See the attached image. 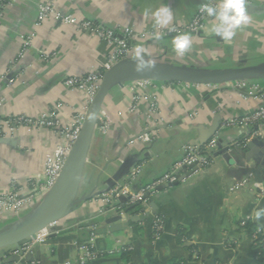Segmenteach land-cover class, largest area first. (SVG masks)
Masks as SVG:
<instances>
[{
	"label": "crops",
	"instance_id": "obj_1",
	"mask_svg": "<svg viewBox=\"0 0 264 264\" xmlns=\"http://www.w3.org/2000/svg\"><path fill=\"white\" fill-rule=\"evenodd\" d=\"M47 1L20 0L3 9L0 119L17 115L36 118L55 111L62 126L70 128L85 108V94L63 80L87 75L103 65L110 47L100 37L88 35L55 15L38 24L39 5ZM53 1L62 14L116 29L132 27L141 33L157 26L152 13L160 8L171 10L173 19L168 25L179 24L189 21L209 0ZM246 7L250 23L237 29L231 40L215 35L212 29L218 21L210 17L203 32L186 33L192 43L184 55H177L173 48L177 35L157 39L148 33L131 38L129 62H135V51L140 47L144 58L154 64L211 71L219 76L205 83L152 79L142 89L136 79L115 82L97 117L76 200L52 225L58 231L36 244L24 258L0 252V264H125L119 257L122 252L129 253L133 264L152 257L163 262L184 258L188 264L252 263L256 250L242 223L251 219L264 227V217L255 219V212L264 209V192L256 187H264V120L247 128L230 125V120L264 104V97L249 93L253 86L264 91V0H246ZM26 35H32L27 47L22 39ZM41 51L49 58L44 59ZM243 80L246 86L239 85ZM137 93L143 98L136 105ZM153 103L157 106L154 112ZM105 121L110 123L107 132L102 129ZM145 131L154 133L151 141L129 142ZM213 138L230 149L213 155L207 168L179 184L157 188L141 204L127 205V218L116 220L117 199L110 196L107 201L105 193L126 183L132 192L138 191L143 184L173 170L185 154V145L204 144ZM62 140L51 127L28 126L0 138V191L13 184L27 190L28 177L43 172L47 154ZM126 161L132 164L130 171L115 182L114 175ZM136 166L141 168L139 178L130 180ZM186 173L187 169H182L181 175ZM61 196L57 189L24 212L29 215L35 209H48ZM157 218L164 221L159 236L153 230ZM14 222L12 215L2 219L0 234ZM91 238L105 251L93 260L82 249ZM124 246L130 249L124 250Z\"/></svg>",
	"mask_w": 264,
	"mask_h": 264
},
{
	"label": "built area",
	"instance_id": "obj_2",
	"mask_svg": "<svg viewBox=\"0 0 264 264\" xmlns=\"http://www.w3.org/2000/svg\"><path fill=\"white\" fill-rule=\"evenodd\" d=\"M20 0H0V26L1 18L3 14V9L7 5L14 4ZM207 4L211 7L218 8L220 5V0H209L202 5ZM55 15L62 21L68 24H73L80 31L92 36H98L103 41H105L110 50L108 52L107 60L103 65H100L96 69L90 71L87 75L83 76H66L64 78V83L68 87H76L85 94V108L78 115L75 116L74 122L70 128L62 126L59 118L57 117L55 111L44 114L40 117L32 118L26 115L12 116L7 119H0V137H4L10 133H13L16 129L21 126L28 127H51L56 132H58L63 140L57 145L54 151L48 153L45 161L43 172L31 175L27 179V190H23L18 184H13L10 189L0 191V221L4 219L7 215L20 214L25 209L34 207L47 193H49L61 179L63 172L67 166L72 148L79 137L81 132L86 112L93 101L96 93L98 92L103 75L106 70L115 66L122 60L126 59L131 54V38L134 35H140L141 37L150 34L152 37H157V35H180L185 33L199 34L206 29V23L210 18L206 13L201 11V5L196 10L193 17L184 23L171 24V25H158L155 26L149 32L137 33L132 27H122V28H111L101 23L95 22L88 19H78L73 14H62L60 13L53 0L41 3L39 5L38 13V24L41 23L45 18ZM24 46L27 47L31 40L32 35L23 36ZM41 55L44 59H48L49 55L44 51H41ZM152 79L140 78L136 79L134 82L142 89L146 85L151 84ZM240 86H246L247 82L245 80L239 82ZM251 95H259L264 97L263 89L258 86H253L249 89ZM142 93H137L134 95V100L136 105L142 100ZM135 105V106H136ZM135 108V107H134ZM151 111H157V106L155 103L152 104ZM264 120V104L261 105L255 111L242 116L239 119L230 120V125H239L247 128L254 124L255 122ZM109 121H105L102 124V129L104 132L108 131ZM154 137V133L150 131H145L139 133L138 135L130 139V143L136 141H151ZM218 140L213 138L204 144H187L185 145V154L183 158L175 165L174 169L169 173L162 175L161 177L153 180L150 183L143 184L138 191L132 192L129 188L128 183L123 186H117L109 191V193L104 194V199L108 201L110 196H115L117 199L116 208L120 214L126 215L125 207L130 204H135L137 202H144L147 200V195H152L156 193L158 185L162 183H174L179 177L177 174V169L183 166L196 165L198 170L207 168L212 160L213 153L217 149ZM141 171L140 166H136L132 169L129 179H138L139 172ZM197 171V170H196ZM256 187L260 189V192H264V187L260 184H256ZM245 221L242 223L244 225ZM50 226L42 229L34 236L24 239L19 242L18 245L12 247L7 252L11 254L18 255L24 258L29 254L33 247L38 243H43L52 235L53 232H57L54 226ZM154 235L159 236L164 230V221L162 218H157L154 223ZM260 234H264V229L262 227L258 228L257 232L253 235L254 239H257ZM94 234H92V237ZM82 249L88 259H97L104 255L105 251L97 247L93 241V238L89 242L82 245ZM124 250H129L130 247H123Z\"/></svg>",
	"mask_w": 264,
	"mask_h": 264
},
{
	"label": "water",
	"instance_id": "obj_3",
	"mask_svg": "<svg viewBox=\"0 0 264 264\" xmlns=\"http://www.w3.org/2000/svg\"><path fill=\"white\" fill-rule=\"evenodd\" d=\"M217 76H219L218 73L211 71L186 70L177 67H169L157 64H155V67L151 69H146L143 72H137L135 71V62H129L127 58L111 67L110 69L106 70L103 75L101 86L87 109L81 132L72 148L63 175L57 185L49 192L52 193L53 191L58 189L62 193L56 210L51 211L49 214H46L43 217H40L37 221H34L31 224H26L25 226L6 234H0V251L6 252L12 247L18 245V243L23 241L24 239L34 236L42 229L58 222L65 215L69 207L74 204L76 200V194L80 185L81 173L83 170L88 146L96 125L99 111L101 109L102 103L109 93L111 86L115 82H125V80L127 79L134 80L140 78H149L164 81L205 83L212 82ZM90 114L94 116L93 119H89ZM251 144L252 143L250 142L248 146L250 145L251 147ZM217 146L218 149L213 153V155L215 156L221 155L230 149L229 146L223 145L222 140L218 141ZM131 167L132 164L130 162H124L114 175V181H119L125 174L130 171ZM182 169H187L186 175H181ZM196 170H198V167L196 165H192L190 167L184 166L177 171L179 179L176 182L164 183L160 185L158 189L177 185L182 179L192 175ZM49 193H47V195ZM147 197H149V195H147ZM141 203L142 202H137L135 203V205ZM127 210L128 209H125L126 213ZM126 218L127 215L119 213L116 220ZM15 258L17 259L18 256H15Z\"/></svg>",
	"mask_w": 264,
	"mask_h": 264
},
{
	"label": "clouds",
	"instance_id": "obj_4",
	"mask_svg": "<svg viewBox=\"0 0 264 264\" xmlns=\"http://www.w3.org/2000/svg\"><path fill=\"white\" fill-rule=\"evenodd\" d=\"M201 11L218 21L212 31L216 36H220L223 41L231 40L236 35L237 29L250 23L246 0H221L218 8L204 4L201 5ZM152 15L155 17V22L158 25H168L173 19L171 10L168 7L160 8L153 12ZM156 38L160 39V36L157 35ZM191 43V38L186 33L177 35L172 41L177 55H184L190 49ZM134 61L135 71L137 72H143L146 69L155 67L152 60L144 58L143 49L140 47L136 48ZM93 118L94 116L90 114L89 119ZM262 217H264V209L257 210L255 212V219L259 221Z\"/></svg>",
	"mask_w": 264,
	"mask_h": 264
},
{
	"label": "trees",
	"instance_id": "obj_5",
	"mask_svg": "<svg viewBox=\"0 0 264 264\" xmlns=\"http://www.w3.org/2000/svg\"><path fill=\"white\" fill-rule=\"evenodd\" d=\"M260 227L264 229L262 225L252 221L251 219L245 221L244 225H242V228L246 232L247 236L252 240V243L256 250V257L253 259L252 263L250 264H264V234H260L257 239L253 238V235L257 232L258 228ZM119 257L125 262V264H133L129 262L130 258L128 252H122L119 255ZM86 264H93V263L88 262ZM140 264H188V261L184 258L175 257L168 260L167 262H163L158 258L152 257L150 261L143 262ZM210 264H219V263L214 262Z\"/></svg>",
	"mask_w": 264,
	"mask_h": 264
},
{
	"label": "rangeland",
	"instance_id": "obj_6",
	"mask_svg": "<svg viewBox=\"0 0 264 264\" xmlns=\"http://www.w3.org/2000/svg\"><path fill=\"white\" fill-rule=\"evenodd\" d=\"M58 204H59L58 201L56 202V200H53V202H51L48 205V209H41V210L35 209V211L33 210V212L29 215H27L24 211L20 214H11L12 216L15 217V222L11 224L10 227H7V229L3 230L2 234H6L8 232L19 229L25 226L26 224H31L34 221H37L40 217L49 214L53 210H56Z\"/></svg>",
	"mask_w": 264,
	"mask_h": 264
}]
</instances>
